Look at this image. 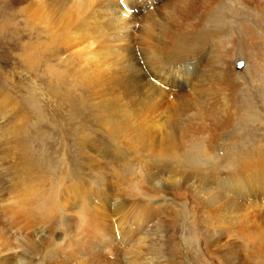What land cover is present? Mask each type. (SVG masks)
Segmentation results:
<instances>
[{"label": "rangeland", "instance_id": "1", "mask_svg": "<svg viewBox=\"0 0 264 264\" xmlns=\"http://www.w3.org/2000/svg\"><path fill=\"white\" fill-rule=\"evenodd\" d=\"M117 1L132 58L93 69L55 53L49 33L28 21V3L0 0V107L12 109L0 113V264H264V99L249 75L264 66V0H190L197 10L184 37L170 26L182 21L177 0ZM109 26L107 35L118 28ZM139 32L145 44L134 43ZM128 77L142 80L139 89ZM153 87L165 92L167 116L155 148L140 126ZM21 179L43 187L41 202L53 189L74 201L61 217L17 210L28 228L10 229L6 194ZM243 181L252 197L240 194ZM83 199L85 215L70 208Z\"/></svg>", "mask_w": 264, "mask_h": 264}, {"label": "bare ground", "instance_id": "2", "mask_svg": "<svg viewBox=\"0 0 264 264\" xmlns=\"http://www.w3.org/2000/svg\"><path fill=\"white\" fill-rule=\"evenodd\" d=\"M179 2V5L177 6L176 10L180 12V16L182 18V21L179 22H174L171 21L172 26L175 31H177V35L179 34V37H184L183 34L180 35L181 31L180 29L183 27L182 25L184 24L185 20H191L194 19L196 5L195 1L192 2L190 0H177ZM28 3L27 7V17L28 21L32 24H38L42 25L43 29L49 33V41L53 44L55 47V53L61 52V50L64 53H67L71 55L72 59H74L76 62L79 63H85V65L89 64L95 68L103 67L109 63L113 64H121L120 61L127 59V58H132V51L130 52V43H131V38L124 32L121 31L123 28H126L127 24V19L126 15L122 11V9L119 7V2L117 0H13V3L20 5L21 3ZM136 2V3H135ZM121 3H124V8H129V4L131 6L135 5L137 6V1L135 0H121ZM129 3V4H128ZM171 3V2H170ZM198 3V2H197ZM128 4V5H127ZM198 5V4H197ZM204 7V6H203ZM200 8V6H199ZM201 10V9H200ZM200 12V11H198ZM203 12V11H202ZM206 12V11H205ZM216 12V11H215ZM197 13V12H196ZM200 14V13H199ZM202 15V14H201ZM206 15V14H204ZM26 16V14H25ZM166 16V15H165ZM215 16V15H213ZM128 17V16H127ZM211 17V15H210ZM225 17V16H223ZM24 18V17H23ZM148 18V17H147ZM213 18V17H212ZM129 19V17H128ZM133 16L132 19L130 20L133 21ZM137 19V18H136ZM153 20V19H151ZM199 23L203 20V18L199 17L197 19ZM218 22L219 20L216 19ZM154 21V20H153ZM204 21V20H203ZM215 21V20H214ZM117 23V29H114L113 31L110 32L109 35H107L106 30L110 27L109 24L111 23ZM29 23V24H30ZM131 23V22H130ZM157 23V22H156ZM206 23V21H205ZM155 24V23H154ZM151 25V24H150ZM197 25V24H196ZM192 27L194 31H198L200 27L198 26ZM26 26V25H25ZM34 26V25H33ZM107 26H109L107 28ZM128 26V25H127ZM182 26V27H181ZM29 27V26H28ZM181 27V28H180ZM186 27V26H184ZM141 28V27H140ZM149 28V27H148ZM142 29V28H141ZM188 29V28H187ZM192 29V30H193ZM143 30V29H142ZM148 30H151L150 28ZM186 31L185 29H182ZM40 31V30H39ZM43 32V31H42ZM151 32V31H150ZM189 32V31H188ZM193 32V31H192ZM140 33V32H139ZM137 33V34H139ZM146 33V32H145ZM150 34V33H149ZM198 34V33H197ZM136 35V34H135ZM172 35V34H171ZM176 35V33H175ZM187 35V34H186ZM192 35V33H191ZM134 36V35H133ZM189 36V35H188ZM195 36V35H194ZM150 37V36H149ZM187 37V36H186ZM165 38V37H164ZM198 38V36H197ZM159 39V38H158ZM184 39V38H183ZM194 39V38H193ZM200 39V38H199ZM179 40V39H178ZM202 40V38H201ZM37 41V40H36ZM147 40L146 34L144 32L140 33L135 39L134 43L135 44H145ZM153 42L147 43V47L150 46V48L153 47V49L156 47V40H152ZM191 42V41H190ZM175 43V42H174ZM181 43V42H180ZM250 43V42H249ZM133 44V43H132ZM177 44V43H176ZM182 44V43H181ZM195 44V43H194ZM193 44V45H194ZM246 44V43H245ZM244 44V45H245ZM184 46V45H183ZM192 46V45H191ZM199 46V45H197ZM140 47V46H139ZM176 47H178L176 45ZM194 47V46H193ZM143 48V47H142ZM247 48H249L247 46ZM258 49V47H256ZM255 48V49H256ZM141 49V48H140ZM180 49V48H179ZM194 49V48H193ZM259 51V50H258ZM53 52V51H52ZM144 52V51H142ZM154 52L156 50L154 49ZM201 52V51H200ZM145 53V52H144ZM258 53V52H256ZM262 53V52H261ZM54 54V53H53ZM146 54V53H145ZM144 54V55H145ZM226 57L230 56V51H226ZM259 54V53H258ZM142 55V54H141ZM61 57V56H60ZM35 58V57H34ZM194 58V57H193ZM196 59V58H194ZM260 59V57L257 58V60ZM135 61V60H134ZM185 61H188L187 59ZM197 61V60H196ZM72 62V61H71ZM74 62V61H73ZM263 62V61H262ZM126 64V62H124ZM129 63V62H128ZM196 63V62H195ZM77 64V63H76ZM75 64V65H76ZM82 64V65H83ZM133 64V63H132ZM197 64V63H196ZM74 65V63H73ZM74 65V66H75ZM112 65V64H110ZM129 65V64H128ZM225 65V64H224ZM73 66V67H74ZM84 66V65H83ZM108 66V65H107ZM122 66V65H120ZM124 66V65H123ZM88 67V66H87ZM86 67V68H87ZM82 68V67H81ZM80 68V69H81ZM84 68V67H83ZM89 68V67H88ZM123 68V67H121ZM125 68L127 66L125 65ZM165 68V67H164ZM204 68V67H203ZM252 68V67H251ZM255 68V67H254ZM253 70H250L249 75L253 78L257 77L258 81L261 83L259 87H257V95L258 97L260 96L262 99H264V66L260 62H258V66ZM131 69V68H130ZM198 69L190 67L187 70L190 72H196ZM248 69V68H247ZM123 70V69H122ZM135 70V68H134ZM80 71V70H79ZM131 71V70H130ZM84 73H87L84 71ZM133 76V75H132ZM223 76V75H222ZM129 79V80H128ZM127 79V84H132L135 88L139 89L138 84L139 81L141 82L142 80H138L137 84L135 83L132 78L128 77ZM252 79V78H251ZM152 86V85H150ZM262 87V88H261ZM136 89V90H137ZM134 90V89H133ZM147 90V88H146ZM165 92L160 89V88H155L153 87L151 92L148 95V102H149V110L146 111V113L143 115V118H141V123L140 126H142V135L144 136V140L146 141V145L152 146L153 148L157 147L156 145L161 146V143L164 141V129L167 124V116H166V111L161 108V100L165 96ZM256 93V92H255ZM2 100V99H1ZM9 100V99H8ZM6 101V100H5ZM4 103V101H3ZM9 104V103H8ZM148 104H146L147 106ZM7 108V105L1 106L0 107V113L6 114L8 112H5V109ZM146 108V107H145ZM8 109V108H7ZM6 109V110H7ZM10 109V108H9ZM8 109V110H9ZM3 110V111H2ZM12 110V109H10ZM5 112V113H4ZM131 118V117H130ZM135 121V120H134ZM138 122V119L136 120ZM128 124V123H127ZM176 125V123H175ZM171 126V125H170ZM173 126V125H172ZM178 127V126H177ZM176 127V128H177ZM137 128V127H136ZM141 128V127H139ZM171 128V127H170ZM174 128V127H172ZM175 129V128H174ZM179 130V128H178ZM138 131V130H137ZM173 131V130H172ZM176 131V130H175ZM174 131V132H175ZM141 141V140H138ZM142 142V141H141ZM140 143V142H139ZM170 144V143H169ZM173 145V144H172ZM177 145V144H176ZM182 145V144H179ZM165 147V146H164ZM163 147V148H164ZM170 147V146H169ZM148 148V147H147ZM159 149V148H158ZM162 149V148H161ZM175 149V148H174ZM101 150V149H100ZM143 150V149H142ZM150 150H152L150 148ZM160 150V149H159ZM168 150V149H167ZM207 150V149H206ZM162 151V150H161ZM166 151V150H165ZM204 151V148H203ZM175 152V151H174ZM159 154V151L157 152ZM208 153V152H207ZM155 154V153H154ZM201 155H203L202 152H200ZM206 154V153H205ZM175 155V154H174ZM177 155V154H176ZM156 156V155H155ZM158 156V155H157ZM179 156V155H178ZM198 156V154H197ZM201 157V156H200ZM204 157V156H203ZM136 158V157H135ZM139 158V157H138ZM137 158V159H138ZM154 158V157H153ZM157 158V157H156ZM180 158V157H179ZM251 158V157H250ZM134 159V158H133ZM245 159V158H244ZM139 160V159H138ZM202 160V158H201ZM204 160V159H203ZM243 160V159H242ZM249 160V159H248ZM202 162V161H201ZM208 162V160H207ZM143 163V162H142ZM205 163V162H204ZM248 163V162H247ZM235 165V164H232ZM138 166V164H137ZM246 166V165H245ZM252 166V165H251ZM142 167V166H141ZM135 168V167H134ZM137 168V167H136ZM138 169V168H137ZM141 169V168H140ZM165 170V168H164ZM169 170V169H168ZM242 170V169H241ZM135 171V170H134ZM142 171V170H141ZM159 171V169H158ZM167 171V170H166ZM170 171V170H169ZM168 171V173H169ZM239 171V170H238ZM165 172V171H164ZM176 172V171H175ZM133 174V173H132ZM155 174V173H154ZM166 174V172H165ZM172 174V173H171ZM179 174V172H178ZM241 174V173H239ZM134 175V174H133ZM27 176V175H26ZM162 176V175H161ZM184 176V175H183ZM28 177V176H27ZM30 177V176H29ZM158 177V175L156 176ZM256 177V176H255ZM133 178V177H132ZM237 178V177H236ZM244 178H246L244 176ZM28 179V178H27ZM127 179V178H126ZM129 179V177H128ZM139 179V178H138ZM137 179V180H138ZM168 179V178H167ZM166 179V180H167ZM235 179V178H234ZM258 179V178H257ZM169 180V179H168ZM246 180V179H245ZM142 181V180H141ZM140 181V182H141ZM146 181V180H145ZM144 181V182H145ZM233 181V180H232ZM240 181V180H239ZM255 181V180H254ZM129 182V181H128ZM134 182V181H133ZM132 182V183H133ZM177 182V181H176ZM235 182V181H233ZM243 181L239 186H241L240 194H246L248 197L251 196V194L255 193L253 190V186L250 184H246ZM127 183V182H126ZM146 183V182H145ZM232 183V182H231ZM236 183V182H235ZM134 184V185H133ZM132 185L135 186V183ZM232 185H234L232 183ZM51 186V185H50ZM56 186V185H55ZM147 186V185H146ZM13 187V186H12ZM36 187V185L32 184L29 180L21 181L18 184H15L13 189L11 190V193L9 191L7 192V201L6 205L8 207L4 211L8 217V227L10 229H15L16 231H19L20 229L23 228H28L27 223L28 221L20 217V215H17V210H22V209H29L30 207H38L40 210H47L49 209L51 211H56L58 210L59 216L64 213V207L65 204H68L69 202H73L75 196L73 197H68V196H61L59 190L61 189H53V192H51V199H49L48 204L46 202H41L43 201V194H44V189L43 187L41 188L43 190V193L39 192V188H33ZM138 187V185H137ZM136 187V188H137ZM167 187V186H166ZM221 187V186H220ZM232 187V186H231ZM261 187V186H260ZM51 188V187H50ZM49 188V189H50ZM153 188V187H152ZM256 188V186H255ZM47 189V188H46ZM129 189V188H128ZM200 189V188H199ZM207 189V188H206ZM231 189V188H230ZM230 189H225L226 191H229ZM239 189V188H238ZM52 189H50L51 191ZM127 190V189H126ZM153 190V189H152ZM224 190V188H223ZM47 191V190H46ZM134 191V190H133ZM156 191V189H155ZM204 189H200V193L202 194L205 192ZM209 191V190H208ZM264 191V190H262ZM74 193H78L73 190ZM82 192V191H81ZM88 192V191H87ZM137 192V191H136ZM142 192V191H140ZM217 192V191H216ZM230 192V191H229ZM233 192V191H232ZM73 193V194H74ZM105 193V192H104ZM124 193V192H123ZM130 193V192H129ZM135 193V192H134ZM154 193V192H153ZM257 193V192H256ZM89 194V193H88ZM131 194V193H130ZM129 194V195H130ZM141 194V193H140ZM150 194V193H149ZM239 194V195H240ZM261 195V193H258ZM45 195V194H44ZM152 195V194H151ZM210 196V194H204ZM220 195V194H219ZM218 194H214V196L209 197V204L211 206H215L218 204V206H225L226 208L227 203L224 202V199L222 201L223 196H219ZM222 195V194H221ZM48 196V195H47ZM82 196V195H81ZM85 197V196H84ZM91 197V196H90ZM206 197V196H205ZM252 197V196H251ZM256 197V196H254ZM261 197V196H260ZM263 197V196H262ZM78 198H80L78 196ZM138 198V197H136ZM141 198V197H140ZM81 199V198H80ZM135 199V198H134ZM208 199V198H207ZM263 199V198H261ZM46 201V199H45ZM76 201V200H75ZM222 201V202H221ZM79 202V201H78ZM242 202V201H241ZM258 202V201H257ZM77 203V202H76ZM89 203V202H88ZM84 199L81 200L79 203L80 205L73 204L70 208L71 209H76L78 210L77 212H80L81 214L85 215L86 212H89V206ZM231 203V202H230ZM256 203V202H255ZM229 204V203H228ZM232 204V203H231ZM235 204H237L235 202ZM244 204V203H243ZM238 205V204H237ZM253 204H248L244 205V210H249ZM13 206V208H11ZM16 206V211L15 207ZM67 206V205H66ZM241 206V205H239ZM114 209V207H112ZM91 209V208H90ZM95 210V208H93ZM220 209V207H219ZM228 209V208H227ZM253 209V207H252ZM30 210V209H29ZM69 210V209H68ZM116 210V209H115ZM140 210V209H139ZM231 210V209H230ZM141 211V210H140ZM40 212V211H39ZM50 212V211H49ZM70 212V210H69ZM73 212V211H72ZM42 213V212H41ZM74 213V212H73ZM93 213V212H91ZM98 213V212H96ZM103 213V212H102ZM243 213V212H242ZM51 214V213H50ZM69 214V213H68ZM99 216L101 213H98ZM102 215V214H101ZM244 215V214H243ZM51 216V215H50ZM58 216V218H59ZM62 216V215H61ZM60 216V217H61ZM64 216V215H63ZM90 216V215H89ZM96 216V215H95ZM134 216V215H133ZM136 216V215H135ZM69 217V216H68ZM76 217V216H75ZM107 217V215H106ZM126 217V216H125ZM21 220H20V219ZM56 218V217H55ZM65 218V217H64ZM70 218V217H69ZM79 218V217H77ZM86 218V216H85ZM150 218V217H149ZM62 219V218H61ZM81 219V218H80ZM90 219L93 221V219L90 217ZM129 219V217H128ZM63 220V219H62ZM87 220V219H86ZM97 220V219H95ZM93 221V223L95 222ZM107 220V219H106ZM127 220V219H126ZM66 221V220H65ZM64 221V222H65ZM122 221V220H121ZM61 222V220H60ZM63 222V221H62ZM68 222V220H67ZM91 222V221H90ZM126 222V221H125ZM135 222V221H134ZM143 222V221H142ZM66 223V222H65ZM63 223V224H65ZM69 223V222H68ZM56 224V223H55ZM61 224V223H60ZM76 224V222H75ZM92 224V223H91ZM98 224V223H97ZM129 224V223H128ZM67 225V224H66ZM54 226V225H53ZM57 226V225H56ZM71 226V225H70ZM76 226V225H75ZM147 226V225H146ZM77 227V226H76ZM57 228V227H56ZM60 228V227H59ZM71 228V227H70ZM80 227L78 226V229ZM83 229V227H81ZM85 228V227H84ZM108 228V227H106ZM58 229V228H57ZM62 229V228H61ZM65 229V228H64ZM63 229V230H64ZM74 229V228H73ZM105 229V228H104ZM67 230V229H65ZM52 231V230H51ZM69 231V230H68ZM75 233V232H74ZM40 234V232H39ZM72 235V234H71ZM76 235V233H75ZM251 235V234H250ZM95 236V235H94ZM111 236V235H110ZM43 237V236H42ZM45 237V236H44ZM110 240V239H109ZM114 238H111V241L113 243ZM49 241V240H48ZM121 241V240H120ZM45 243V242H44ZM115 243V242H114ZM116 244V243H115ZM47 245V244H46ZM86 245V244H85ZM112 245V244H111ZM49 246V245H48ZM82 248V247H81ZM39 249V248H38ZM106 249V248H104ZM96 250V249H95ZM42 251V250H41ZM37 252V251H36ZM45 252V251H44ZM43 252V253H44ZM93 252V251H92ZM75 253V252H74ZM84 253V252H83ZM240 253V252H239ZM80 254V253H79ZM29 256V255H28ZM85 256V255H84ZM89 256V255H88ZM86 256V257H88ZM44 258V257H43ZM48 258V257H47ZM50 261V260H49ZM29 263V262H28ZM11 264V263H10ZM116 264V263H114Z\"/></svg>", "mask_w": 264, "mask_h": 264}, {"label": "water", "instance_id": "3", "mask_svg": "<svg viewBox=\"0 0 264 264\" xmlns=\"http://www.w3.org/2000/svg\"><path fill=\"white\" fill-rule=\"evenodd\" d=\"M242 65H243L242 62H239V63L237 64V68L240 69V68L242 67Z\"/></svg>", "mask_w": 264, "mask_h": 264}]
</instances>
